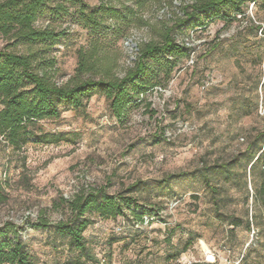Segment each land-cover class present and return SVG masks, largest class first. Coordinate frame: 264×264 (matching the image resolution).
<instances>
[{"label": "rangeland", "instance_id": "obj_1", "mask_svg": "<svg viewBox=\"0 0 264 264\" xmlns=\"http://www.w3.org/2000/svg\"><path fill=\"white\" fill-rule=\"evenodd\" d=\"M194 1L84 0L121 12L127 6L143 20L115 38L120 76L132 66L135 46L159 41L162 26ZM73 10L53 23L65 31L51 49L58 82L74 75L77 50L90 38ZM174 36L192 49L190 57L123 120L93 95L84 107L38 123L73 134L74 143H29L21 152L0 144V226H20L33 264L83 262L52 227L30 225L38 215L65 220L64 201L81 189L115 194L135 182L142 221L127 212L113 219L89 214L83 236L94 260L84 264H264V168H251L264 150V0L246 3L234 20L196 33L181 27ZM10 43L0 36V50L21 52ZM227 162V170L219 168Z\"/></svg>", "mask_w": 264, "mask_h": 264}, {"label": "trees", "instance_id": "obj_2", "mask_svg": "<svg viewBox=\"0 0 264 264\" xmlns=\"http://www.w3.org/2000/svg\"><path fill=\"white\" fill-rule=\"evenodd\" d=\"M249 2L255 0H196L184 4L181 15L162 26L159 41L135 46L132 66L120 76L118 61L122 53L115 47V38L129 24L143 22L129 7L122 6L121 12L109 4L90 7L84 0H0V36L11 41L9 46L21 50H0V144L21 152L29 143H74L73 134L48 132L38 123L57 120L67 109L84 107L93 95L103 96L112 116L123 120L148 92L164 88L178 63L190 57L192 49L174 36L177 29L184 27L196 33L215 20H234ZM70 9H74L76 21L88 30L90 38L77 50L74 75L58 82L51 49L65 31L57 30L53 23L68 15ZM39 20L47 23L38 26ZM108 20L119 26H106ZM108 35L114 38L107 40ZM259 150L252 169L255 163L264 168V150ZM218 166L227 170L229 164ZM137 192L136 182L115 194L102 188L81 189L64 201L69 212L65 220L51 222L40 214L30 225L34 229L52 227L58 236L66 238L68 248L83 258L79 264H84L94 260L83 236L91 223L89 214L113 219L127 212L141 222L145 210L137 212L141 207ZM0 264H33L21 228L13 221L0 226Z\"/></svg>", "mask_w": 264, "mask_h": 264}, {"label": "water", "instance_id": "obj_3", "mask_svg": "<svg viewBox=\"0 0 264 264\" xmlns=\"http://www.w3.org/2000/svg\"><path fill=\"white\" fill-rule=\"evenodd\" d=\"M134 46V44H132Z\"/></svg>", "mask_w": 264, "mask_h": 264}]
</instances>
